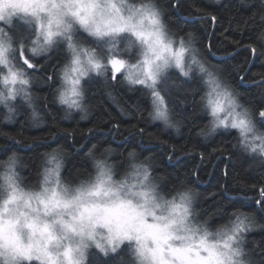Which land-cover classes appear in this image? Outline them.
<instances>
[{
    "label": "trees",
    "instance_id": "obj_1",
    "mask_svg": "<svg viewBox=\"0 0 264 264\" xmlns=\"http://www.w3.org/2000/svg\"><path fill=\"white\" fill-rule=\"evenodd\" d=\"M128 1L159 8L173 38L187 41L191 33L199 58L229 86L242 108L251 111L256 132L264 133V121L257 115L264 109V0ZM7 31L18 39L32 28L23 20ZM83 31L75 33L74 42L101 53L104 43ZM247 45L256 47L255 55ZM101 55L106 62L108 53ZM32 59L41 68L26 75L31 102L19 93L15 100L0 103V199L5 176L11 174L10 160L22 189L43 177L52 156L69 186L92 180L97 161L111 165L116 177L140 163L148 167L159 195L177 199L178 193L189 192L193 216L211 232L230 227L237 214L247 215L252 227L244 233L245 259L264 264V212L256 203L264 186V156L247 150L235 129L212 131L202 76L192 73L188 79L169 70L162 88L173 127L153 118L150 90L129 84L124 73L113 80L110 67L83 80L81 109L59 103L62 69L70 59L63 42ZM86 264L138 261L124 243L107 254L91 249Z\"/></svg>",
    "mask_w": 264,
    "mask_h": 264
},
{
    "label": "snow or ice",
    "instance_id": "obj_2",
    "mask_svg": "<svg viewBox=\"0 0 264 264\" xmlns=\"http://www.w3.org/2000/svg\"><path fill=\"white\" fill-rule=\"evenodd\" d=\"M14 17L24 20L32 31L15 39L0 28V83L7 89L0 91V103L15 100L19 93H24L30 103L31 96L25 88L30 80L26 75L28 70L37 72L41 68L32 58L63 42L71 60L62 76L69 87L60 91L59 103L81 109L82 79L91 72L103 75L110 67L113 80L124 73L129 84L150 90L153 118L174 127L169 118V98L162 85L170 69L192 79L195 65L210 87L206 106L213 117L212 131L235 129L247 150L264 156V133L256 132L251 111L242 108L229 86L197 58L192 34H188L187 41L183 37L174 39L162 11L151 2L136 7L126 5L125 0H0V22L11 24ZM76 25L107 41L111 54L106 62L94 50L77 47ZM121 41L126 42L127 49L138 45L134 63L116 54V45ZM246 47L256 54V47ZM257 115L264 121V109ZM12 163L10 160L11 174L5 176L6 194L0 199L2 264H83L89 241L106 254L109 246L116 252L127 241L134 245L138 264H252L245 259L243 247L244 233L252 227L247 215L237 214L230 227L216 232L195 225L190 220L189 192L178 193L179 200L159 195L143 164L133 165V182H128L115 181L110 168L97 161L94 181L70 191L61 186L60 163L52 156L49 163L55 166L45 170L41 191L26 192L14 180ZM259 193L256 203L264 212V186Z\"/></svg>",
    "mask_w": 264,
    "mask_h": 264
},
{
    "label": "rangeland",
    "instance_id": "obj_3",
    "mask_svg": "<svg viewBox=\"0 0 264 264\" xmlns=\"http://www.w3.org/2000/svg\"><path fill=\"white\" fill-rule=\"evenodd\" d=\"M143 3H149V2H142V3H130L128 0H125V4L126 5H134V6H136V7H139L141 4H143ZM23 20L22 19H20L19 17H14L13 18V20H12V23L11 24H6V23H4V22H0V28H3L4 29V34L5 35H10V36H12L11 34H9L8 33V31H7V29H9L10 27H11V25H14V24H18L19 22H22ZM83 31L84 29H82V28H80L79 27V25H76L75 26V29H74V33H76L77 31ZM83 32H85V30L83 31ZM88 33V32H87ZM89 34V33H88ZM90 35V34H89ZM90 36H92V35H90ZM92 37H94V36H92ZM95 39H98V38H96V37H94ZM175 39V38H174ZM98 41H100V42H102V43H104L103 44V47H102V51H101V53L103 54V53H108V55H110L111 53H109V51H108V49H109V47H110V45L107 43V41L106 40H100V39H98ZM77 47L78 48H85V47H81V46H79L78 44H77ZM193 47V46H192ZM96 53V55H97V57L98 58H100V57H102V55H101V53L100 52H95ZM116 54L120 57V58H123V59H125V60H127V61H129V63H134L135 61H136V58L138 57V55H139V47H138V45H136V46H133L132 48H130V49H127L126 48V42H124V41H121L120 43H118L117 45H116ZM107 55V56H108ZM196 55H197V58L198 59H200L199 58V55H198V52L196 53ZM70 60H71V53H70V59H69V61L68 62H66V64L64 65V67H63V69L65 68V66L67 65V64H70ZM201 60V59H200ZM189 63H190V58H189V61H188ZM205 66L209 69V67L205 64ZM63 69H62V76H63ZM171 70V69H170ZM172 70H175V69H172ZM210 70V69H209ZM126 71V70H125ZM177 71V70H176ZM193 73H197L198 75H200V76H202L203 78H204V80L206 81L207 80V77L204 75V74H202V73H200L199 72V70H198V68L194 65L193 66ZM91 75H97L95 72H91V73H89V76H91ZM86 78V77H85ZM85 78H83L82 79V83H83V80L85 79ZM2 84V83H1ZM205 84H206V82H205ZM81 86H82V84H81ZM20 87V85H17V88H19ZM67 87H69L68 85H66L65 83H64V81H63V78H62V80H61V87H60V91H63L65 88H67ZM2 89H4V92H6L7 91V89H6V87L2 84ZM1 89V90H2ZM60 91H59V93H60ZM210 92V87H209V85L207 84V96H206V100H207V98H208V93ZM151 101H152V97H151ZM152 103V102H151ZM65 106H67V105H65ZM74 109V108H73ZM238 110H241V109H238ZM152 111H153V115H154V108H153V105H152ZM209 112H210V110H209ZM155 120H157V121H160V122H162V123H164L165 124V122L164 121H162V120H158V119H155ZM212 121H213V117H212ZM166 125V124H165ZM169 126V125H168ZM212 127H213V125H212ZM51 158H49L48 159V161H47V166H46V169H51V168H54V166H55V163H49V160H50ZM57 161V160H56ZM58 162V161H57ZM106 165V164H105ZM133 165H140V163H135V164H133ZM107 166V165H106ZM107 167H109L110 168V170H111V173H112V176H113V179L115 180V181H121V180H127L128 182H133V176L131 175L132 174V172L134 171V168H133V166H132V168H130V170L127 172V173H121L120 174V176H115V174L113 173V167L111 166V165H109V166H107ZM45 169V170H46ZM45 170H44V172H43V177L40 179V180H38V181H32L31 183V185H30V187H32V188H30V189H22V190H24V191H26V192H39V191H41V189H42V187H43V181H44V176H45ZM98 174V168H97V172H96V174L94 175V177H93V179L92 180H90L88 183H90V182H92V181H94V179H95V177H96V175ZM54 179V178H53ZM59 179H60V182H61V186L62 187H67L70 191H72V190H74L75 188H77V187H79V186H69V185H66L63 181H62V178L60 177V169H59ZM152 181V180H151ZM6 183V182H5ZM88 183H85L84 185H86V184H88ZM152 183H154L153 181H152ZM34 186H36V187H34ZM49 186H51V185H49ZM81 186V185H80ZM6 188H7V185H5V190H6ZM6 194V191L4 192V194H3V196H2V198L4 197V195ZM1 198V199H2ZM177 200H179V198H177ZM191 210H192V208H191ZM190 220H191V222L193 223V224H195V225H202V224H200V222L198 221V218L197 217H195V216H193V213L191 214V217H190ZM98 231H101V232H103L104 230H98ZM105 235H106V233H104ZM97 240H100L102 243H105L106 244V241H103L102 240V238H101V236H97ZM89 243V246L84 250V260H83V264H86V260H87V256H88V252H90L91 251V249H94V250H98V251H100V252H102L99 248H97L96 246H95V243H93V242H91V241H89L88 242ZM124 243H129V242H127V241H125V242H123V243H121L120 245H119V247L117 248V249H119ZM130 244V243H129ZM131 245V247H132V251H133V254H134V245L133 244H130ZM102 253H105V252H102ZM107 253H112V251L110 250V246H109V250H108V252ZM134 256H135V254H134ZM36 262V261H35ZM0 263H2V261H0Z\"/></svg>",
    "mask_w": 264,
    "mask_h": 264
},
{
    "label": "clouds",
    "instance_id": "obj_4",
    "mask_svg": "<svg viewBox=\"0 0 264 264\" xmlns=\"http://www.w3.org/2000/svg\"><path fill=\"white\" fill-rule=\"evenodd\" d=\"M34 116V115H33Z\"/></svg>",
    "mask_w": 264,
    "mask_h": 264
}]
</instances>
